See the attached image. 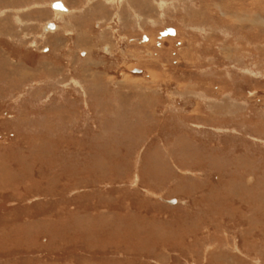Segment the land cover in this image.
Returning a JSON list of instances; mask_svg holds the SVG:
<instances>
[{
	"label": "rangeland",
	"instance_id": "1",
	"mask_svg": "<svg viewBox=\"0 0 264 264\" xmlns=\"http://www.w3.org/2000/svg\"><path fill=\"white\" fill-rule=\"evenodd\" d=\"M0 264H264V0H0Z\"/></svg>",
	"mask_w": 264,
	"mask_h": 264
},
{
	"label": "bare ground",
	"instance_id": "2",
	"mask_svg": "<svg viewBox=\"0 0 264 264\" xmlns=\"http://www.w3.org/2000/svg\"><path fill=\"white\" fill-rule=\"evenodd\" d=\"M110 1V0H109ZM114 3V2H113ZM62 4H63V6H64V8L61 10V9H55V8H53V9H55V10H59V11H62V12H64V13H67L66 15H63V17H65V16H67V15H69V14H72L73 13V11H71L70 9H68L67 7H66V5L62 2ZM59 15V14H58ZM61 16V15H60ZM54 24V23H53ZM48 25V26H47ZM55 25V24H54ZM45 31H49V30H51L50 28H58L56 25L54 26V27H51L50 26V23L49 24H46L45 25ZM47 29V30H46ZM54 30V29H53ZM171 30L172 31H174L175 33L174 34H169V35H167L168 37L170 36V37H174V36H176V31H175V29H172L171 28ZM166 35H162V33H161V37H160V39H163V38H166L167 37ZM170 202V201H169Z\"/></svg>",
	"mask_w": 264,
	"mask_h": 264
},
{
	"label": "water",
	"instance_id": "3",
	"mask_svg": "<svg viewBox=\"0 0 264 264\" xmlns=\"http://www.w3.org/2000/svg\"><path fill=\"white\" fill-rule=\"evenodd\" d=\"M53 8H55V9H63L64 8V6H63V4H62V2L61 1H57V2H55L54 4H53ZM65 9V8H64ZM50 26L51 27H54V25L53 24H50ZM175 32L174 31H172L171 29H167V30H165L164 32H162V35H169V34H174ZM170 203H172V204H175L176 203V200H172V201H170Z\"/></svg>",
	"mask_w": 264,
	"mask_h": 264
},
{
	"label": "crops",
	"instance_id": "4",
	"mask_svg": "<svg viewBox=\"0 0 264 264\" xmlns=\"http://www.w3.org/2000/svg\"><path fill=\"white\" fill-rule=\"evenodd\" d=\"M52 8H53V5H52Z\"/></svg>",
	"mask_w": 264,
	"mask_h": 264
}]
</instances>
